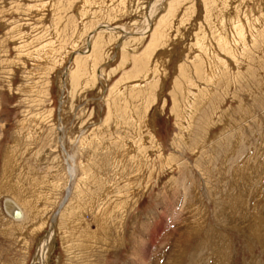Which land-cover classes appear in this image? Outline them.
<instances>
[{
	"label": "rangeland",
	"instance_id": "obj_1",
	"mask_svg": "<svg viewBox=\"0 0 264 264\" xmlns=\"http://www.w3.org/2000/svg\"><path fill=\"white\" fill-rule=\"evenodd\" d=\"M46 238L42 264H264V0H0V264Z\"/></svg>",
	"mask_w": 264,
	"mask_h": 264
},
{
	"label": "bare ground",
	"instance_id": "obj_2",
	"mask_svg": "<svg viewBox=\"0 0 264 264\" xmlns=\"http://www.w3.org/2000/svg\"><path fill=\"white\" fill-rule=\"evenodd\" d=\"M150 13L149 15L147 16V24L150 26V23H151V16H152V8L150 7L149 10H148ZM147 25V27H148ZM100 29V28H98ZM110 31H113L112 29H110ZM91 39H89V43H90ZM73 174V172H71ZM5 210H6V213L9 215V218L14 221V222H19L23 219L24 217V214H23V211L21 210V208L15 204L12 200L8 199V200H5ZM18 214V217H14L15 214ZM47 238H46V242L44 241L43 244L40 246L39 248V251H38V260H37V263L36 264H42V260L44 258V256L42 255L45 254V252L47 251Z\"/></svg>",
	"mask_w": 264,
	"mask_h": 264
},
{
	"label": "water",
	"instance_id": "obj_3",
	"mask_svg": "<svg viewBox=\"0 0 264 264\" xmlns=\"http://www.w3.org/2000/svg\"><path fill=\"white\" fill-rule=\"evenodd\" d=\"M14 217H18V214L16 213V214L14 215Z\"/></svg>",
	"mask_w": 264,
	"mask_h": 264
}]
</instances>
